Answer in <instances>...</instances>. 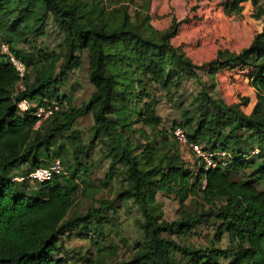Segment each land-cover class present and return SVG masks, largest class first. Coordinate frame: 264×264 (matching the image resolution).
I'll use <instances>...</instances> for the list:
<instances>
[{
	"label": "trees",
	"instance_id": "1",
	"mask_svg": "<svg viewBox=\"0 0 264 264\" xmlns=\"http://www.w3.org/2000/svg\"><path fill=\"white\" fill-rule=\"evenodd\" d=\"M244 3L263 17L261 31L240 51H217L209 65L247 72L256 96L250 110V97L225 102L200 81L204 65L172 40L176 19L161 33L151 15L132 4L0 0V264H80V257L56 253L61 237L75 225L81 237L102 233L115 202L136 206L140 240L128 260L114 261L116 247L102 245L84 264H264V3L226 0L224 7L239 13ZM48 23L61 38L59 51L24 50L23 44L33 48L36 38L46 35ZM3 43L26 65L24 89L1 52ZM83 52L93 91L84 105L74 106L58 95L56 85L82 66ZM184 79L195 80L199 89L188 106L179 104L180 119L166 129L155 91L172 94ZM23 98L38 104L64 100L67 107L37 126L33 110H18L16 102ZM87 114L92 123L86 144L72 127ZM177 127L212 153L214 167L205 168L193 154L192 166L183 160L173 134ZM97 144L100 158L108 160L101 184H112L115 177L118 188L113 199L69 215L79 195L90 196L97 188L87 162ZM56 159L64 173L52 180L30 190L28 180H15ZM159 192L177 200V219L164 220ZM199 225L213 226L214 233L197 248L164 235L186 237ZM176 254L182 261L176 262Z\"/></svg>",
	"mask_w": 264,
	"mask_h": 264
},
{
	"label": "rangeland",
	"instance_id": "2",
	"mask_svg": "<svg viewBox=\"0 0 264 264\" xmlns=\"http://www.w3.org/2000/svg\"><path fill=\"white\" fill-rule=\"evenodd\" d=\"M163 1L152 0L151 4L153 22L161 28L167 23L166 12L162 6ZM172 1V6L170 7L176 10L175 13L177 12L176 14L181 19L179 21L182 26L179 34V43L183 44L179 46L182 52L187 54L196 64L204 65L199 72L200 81H203L214 96L222 101L237 102L241 97H250L253 102L256 99L255 91L248 82L231 86L228 74L222 71L221 68L210 66L209 62L212 61L219 50L227 49L236 52L246 47L254 34L259 30L261 31L262 16H254L253 6H251L252 8L250 6L245 7L246 10L244 12L229 14L224 10V7L223 9L219 7L222 0H186L185 4L179 0ZM169 2L170 0L167 1V3ZM261 3H264V0H261ZM208 5L209 9L207 8ZM45 30L46 35L37 37L35 42H33V48L28 44H23L21 47L29 52H35L36 49L58 52L60 36L54 31L50 23L47 24ZM81 58L82 66L70 71L67 79L56 85L58 95L60 97L65 95L74 106L84 105L93 91V87L88 81V61L85 52L81 54ZM153 87H150V90ZM198 89V82L184 79L177 89H173L172 94H167L164 90L155 91L154 105L162 118L161 124L163 127L169 129L174 120L180 119L181 110L179 104L183 102L188 106L190 94H194ZM251 108L247 106L246 110ZM78 123H81L82 126L80 127ZM91 123V114H87L78 118L76 125L72 127V129L81 132L82 140L86 144ZM68 133L65 132L62 135L66 136ZM143 141L144 139H142ZM101 147V145L97 144L91 152V159L87 161L91 168L89 179L94 182L97 188L94 189L93 194L90 196L79 195L69 215L85 214L90 206L97 207L100 200H111L114 198L115 191L118 188L116 178L112 179V184H101L108 169V160L100 158ZM176 147L181 153L183 160L192 166L195 159L189 150L179 144ZM82 161L84 162V160ZM27 167L24 166V169ZM16 175L23 176L21 174ZM37 186L32 183L27 185L29 190ZM156 198L163 212L164 220L170 222L178 218L179 204L171 194L159 192ZM186 203L187 205L190 204V199ZM112 206L113 209H109L106 213L108 223L102 233L89 232L88 236L81 237L77 235L80 225L72 226L61 237L56 253L67 255L73 260L80 257L79 263L84 264L91 254L96 253L98 246L106 245L116 247L112 255L114 261L128 260L132 256L135 243L140 240V223L142 220L136 206L131 202H115ZM198 208L199 206L195 205L194 209ZM213 233V226L199 225L192 234L186 237H175L168 233H164V235L172 237L180 245L197 248L207 245V241L212 237ZM224 245L223 241L221 246ZM175 259L176 262L182 261L178 254H176Z\"/></svg>",
	"mask_w": 264,
	"mask_h": 264
},
{
	"label": "built area",
	"instance_id": "3",
	"mask_svg": "<svg viewBox=\"0 0 264 264\" xmlns=\"http://www.w3.org/2000/svg\"><path fill=\"white\" fill-rule=\"evenodd\" d=\"M1 52L6 55L8 61L15 69L19 79V88L24 89L23 79L27 70L25 63L15 55H13L10 52L7 44L5 43L1 44ZM16 105L18 110L22 113L33 110L32 114L37 120V126H40V124L44 120L53 116L57 111L61 110L64 107H67V104L64 100L62 101L57 99H51L49 101L45 100L44 103L38 104L36 101H31L28 98H23L17 101ZM173 134L181 146L185 147L191 154L199 158L200 162L204 164L205 168L215 166V162L212 159V153L204 150L203 146L199 143L189 142L187 134L182 128L177 127L176 129H174ZM221 155H224V153H222ZM62 173H64L62 163L59 159H56L46 167L36 168L25 176L15 177V180H28V182L32 184L43 183L52 180L53 177Z\"/></svg>",
	"mask_w": 264,
	"mask_h": 264
},
{
	"label": "crops",
	"instance_id": "4",
	"mask_svg": "<svg viewBox=\"0 0 264 264\" xmlns=\"http://www.w3.org/2000/svg\"><path fill=\"white\" fill-rule=\"evenodd\" d=\"M104 1V3L109 6V7H112V6H115V5H118V4H121V3H126V4H129L131 5V7H140L142 8L143 10H145L146 12H148L151 17L154 19L153 15H152V12H151V9H152V0H102ZM167 1L169 0H164L163 3H162V6H163V9L165 10V15L167 17V23L165 24V26H163V28H161L160 26L158 27V25H155L154 22L153 24L158 28V30L161 32V33H164L166 32L168 29H170L172 27V20L173 19H176L177 22H179L181 19L178 17V15L175 13V9H172L170 6H172V0H170L169 3H167ZM180 2H182L183 4H185L186 0H179ZM225 1L226 0H222L220 1V4L219 7H221L223 9V7L225 6ZM155 2V1H153ZM190 6V5H189ZM244 8H243V12L246 10L245 7H248V6H252L250 3H244ZM207 8L209 9V5L207 6ZM252 8V7H251ZM224 10L226 11L225 7H224ZM241 11V12H242ZM227 12V11H226ZM263 18V17H262ZM152 19V21H153ZM262 22H263V19H262ZM181 24L178 25V30H177V34L172 38L173 42L176 43V45H180V44H183V43H179V34H180V30H181ZM260 31V30H259ZM258 31V32H259ZM255 35V34H254ZM253 39V38H252ZM251 39V40H252ZM251 42V41H250ZM250 42L248 43V45L250 44ZM247 45V46H248ZM246 46V47H247ZM187 55V54H186ZM188 56V55H187ZM189 57V56H188ZM216 57V56H215ZM214 57V58H215ZM190 58V57H189ZM213 58V59H214ZM194 62V61H193ZM198 64V63H197ZM222 71H225L227 74H228V78L230 79V83H231V86H236L237 84H242V83H245V82H248V84L250 85L249 83V78L248 76L246 75L247 72L246 71H237V69H231V68H221ZM233 82V83H232ZM251 86V85H250ZM252 87V86H251ZM239 101V99H238ZM236 102V101H235ZM256 102V99L252 102V99L249 101V105L248 107H253V105L255 104ZM82 123V122H81ZM81 123H78V125L81 127L82 124ZM78 126V127H79Z\"/></svg>",
	"mask_w": 264,
	"mask_h": 264
}]
</instances>
